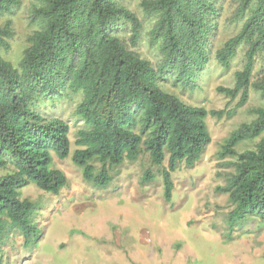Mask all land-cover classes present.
I'll use <instances>...</instances> for the list:
<instances>
[{"label":"trees","instance_id":"16d2710c","mask_svg":"<svg viewBox=\"0 0 264 264\" xmlns=\"http://www.w3.org/2000/svg\"><path fill=\"white\" fill-rule=\"evenodd\" d=\"M225 2L33 0L25 43L13 58L6 53L22 0H0V246L12 229L25 245L39 236L33 203L21 189L33 183L57 194L68 179L55 158L70 153L83 179L102 186L115 166L145 150L161 167L165 198L171 196V173L200 159L211 142L207 117L224 110L186 103L164 83L192 89L212 59L227 67L242 47L233 85L217 91L238 98V106L251 91L264 95V76L254 78L255 61L264 53V0H235L230 15ZM230 25L235 31L216 46ZM142 40L159 56L156 65L132 49ZM63 103H74L73 150L69 120L56 113ZM253 114L230 133L221 152L234 157L227 183L216 186L234 205L226 216L230 226L264 222V107ZM254 139L252 148H234ZM153 177L148 170L141 181Z\"/></svg>","mask_w":264,"mask_h":264},{"label":"rangeland","instance_id":"374dc122","mask_svg":"<svg viewBox=\"0 0 264 264\" xmlns=\"http://www.w3.org/2000/svg\"><path fill=\"white\" fill-rule=\"evenodd\" d=\"M32 1L22 0L13 16L12 49L6 53L10 57L15 58L25 43L27 7ZM234 5L235 0H226L227 14ZM234 31L232 25L223 30L216 46ZM132 49L154 65L159 61L146 40ZM242 63L243 48L239 47L227 67L212 59L192 89L164 83L186 103L224 110L221 117H207L211 142L200 159L192 167L182 165L171 173L173 188L168 199L161 167L151 163L145 150L137 160L115 166L110 182L102 186L83 179L71 153L63 160L55 158L67 185L57 194L33 183L21 189V197L33 203L32 220L40 234L25 245L24 236L10 230L1 242L0 264H264V222L250 219L230 226L226 216L234 205L226 192L216 189L227 183L233 170L234 157L221 153L226 138L254 118V108L264 107V95L258 92L251 91L248 101L238 106V98L217 91L218 86L233 85ZM259 76H264V53L255 61L254 78ZM73 105L63 103L56 109L69 120L71 150L77 128L71 115ZM255 142L245 140L234 148L242 151ZM148 170L154 177L142 182Z\"/></svg>","mask_w":264,"mask_h":264}]
</instances>
